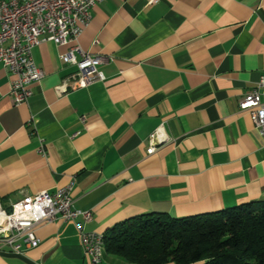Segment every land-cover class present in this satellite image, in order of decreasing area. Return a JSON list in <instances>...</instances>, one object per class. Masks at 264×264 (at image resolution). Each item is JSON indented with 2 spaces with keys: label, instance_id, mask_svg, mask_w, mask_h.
I'll use <instances>...</instances> for the list:
<instances>
[{
  "label": "crops",
  "instance_id": "crops-1",
  "mask_svg": "<svg viewBox=\"0 0 264 264\" xmlns=\"http://www.w3.org/2000/svg\"><path fill=\"white\" fill-rule=\"evenodd\" d=\"M78 43L105 57L104 77L65 93L68 45L34 47L44 77L19 105L0 65L2 208L71 183L73 207L91 211L85 229L103 234L143 213L264 201V142L238 109L264 71V0H101ZM161 122L172 140L146 154ZM35 232L24 253L0 245V264H90L73 221ZM103 264L136 263L104 252Z\"/></svg>",
  "mask_w": 264,
  "mask_h": 264
},
{
  "label": "built area",
  "instance_id": "built-area-1",
  "mask_svg": "<svg viewBox=\"0 0 264 264\" xmlns=\"http://www.w3.org/2000/svg\"><path fill=\"white\" fill-rule=\"evenodd\" d=\"M99 1L0 0V65L12 75L9 96L14 105L27 102L32 95L30 85L44 77V71L33 57L34 47L42 41L68 45L60 59L75 66V71L55 86L57 93L61 94V86L81 88L103 79L99 66L105 57L83 50L78 43L81 31L91 20V9ZM238 109L249 115L264 142V71L256 86L239 99ZM170 140L161 122L147 137L146 154ZM70 190L71 183L53 193L39 191L24 195L13 203L19 205V216H12L10 208L0 206V245L9 251L24 253L40 243L35 232L38 225L55 219L71 220L90 264H103L99 233L84 227L91 218V211L74 208Z\"/></svg>",
  "mask_w": 264,
  "mask_h": 264
},
{
  "label": "trees",
  "instance_id": "trees-1",
  "mask_svg": "<svg viewBox=\"0 0 264 264\" xmlns=\"http://www.w3.org/2000/svg\"><path fill=\"white\" fill-rule=\"evenodd\" d=\"M104 252L136 264H264V201L184 217L148 212L115 223Z\"/></svg>",
  "mask_w": 264,
  "mask_h": 264
},
{
  "label": "bare ground",
  "instance_id": "bare-ground-1",
  "mask_svg": "<svg viewBox=\"0 0 264 264\" xmlns=\"http://www.w3.org/2000/svg\"><path fill=\"white\" fill-rule=\"evenodd\" d=\"M71 89H76V86H61V92L62 93H65ZM13 203L10 205L11 215L12 216H19V205H13ZM99 239L101 241V243H100V254H101V257H103V255H104V244H103L102 234H99Z\"/></svg>",
  "mask_w": 264,
  "mask_h": 264
}]
</instances>
